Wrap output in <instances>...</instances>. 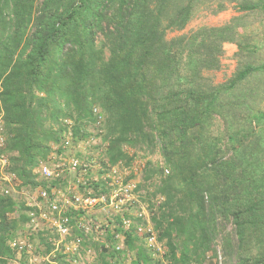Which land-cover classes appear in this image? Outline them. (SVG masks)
<instances>
[{
  "label": "trees",
  "instance_id": "obj_1",
  "mask_svg": "<svg viewBox=\"0 0 264 264\" xmlns=\"http://www.w3.org/2000/svg\"><path fill=\"white\" fill-rule=\"evenodd\" d=\"M226 1L238 17L168 38L196 19L198 6L208 3L206 10L217 15L229 6ZM227 43L237 46L239 56L253 58L229 85L201 93L198 79L220 67ZM262 104L264 0H0V117L10 171L25 185L47 188L35 170L50 142L66 138L65 119L73 121L76 141L88 137L86 120L105 116L112 165L125 157L124 144L153 130L170 141L164 152L177 141L191 144L178 160L166 155L172 175L160 188V217L152 218L159 241L169 239L173 264H192L220 232L229 264H264ZM221 119L226 133L218 139H227L229 147L208 136L202 142L210 120L215 125ZM29 211L26 202L0 195V264L16 258L11 244L30 223ZM15 213L18 219L11 217ZM76 214H69L73 225ZM121 232L129 249L141 240L132 230ZM43 235L39 243L48 239ZM28 252L24 247L22 264ZM138 256L133 264L148 263L145 252Z\"/></svg>",
  "mask_w": 264,
  "mask_h": 264
},
{
  "label": "rangeland",
  "instance_id": "obj_2",
  "mask_svg": "<svg viewBox=\"0 0 264 264\" xmlns=\"http://www.w3.org/2000/svg\"><path fill=\"white\" fill-rule=\"evenodd\" d=\"M225 3L229 4L228 1ZM212 4H214L212 8L217 10V1H213ZM206 6L208 3L205 6H198L194 13L197 15L196 19L184 31L171 33L168 38L187 34L199 27H221L240 15L232 3L217 15H213V10H206ZM248 19L254 21L253 18ZM248 57L253 58L239 56L238 48L234 44H224L220 67L202 72V77L197 81L198 90L201 93H210L215 92L218 87L229 85L243 63L248 62ZM259 82L260 80L252 81V85ZM261 107H264V104ZM96 113L98 117L99 113L101 115L99 107ZM104 117L99 118L96 123L85 121L88 137L74 141V147L67 152L69 157L66 159L69 162L76 157L80 162V168L73 171L67 164L56 186H52L62 194L59 198L63 196L69 198L76 194L84 200H89V203L82 204L84 210L80 215H74L75 225L65 242L55 231L43 230L49 225L45 221L34 225L29 223L23 230H18L16 240L11 246L15 248L13 244L20 243L23 247L29 248L26 264H103V261L133 264L139 260V252L148 255L147 264H173L169 239L164 238L159 241L160 231L155 229L152 218L160 217L159 210L164 202L160 188L172 175V167L168 164L166 155L170 153L175 160H178L182 158L183 148L193 146L177 141L173 147H169L167 152H164L163 149L170 141L162 139L161 129L153 130L145 138L139 140L132 138V143L124 144L121 149L125 157L112 165L108 157L110 138L106 139L107 129L103 128ZM61 121L67 127L66 136L70 134L73 136V121L69 119ZM225 122L221 119L215 121L216 124L213 125L210 120V126L205 128L201 141L203 142L204 137L208 136L206 139L209 142L218 144L221 148L229 147L227 139L224 141L218 139L223 132L226 133ZM6 139L3 120L0 117V195L10 196L18 205L31 202V199L36 198L39 187L32 188L31 185H25L16 173L10 171L12 167L10 154L6 152ZM171 140L174 141L176 138ZM49 145L51 150L41 162L43 165L58 160L62 153V142H50ZM199 151L201 150L198 149L197 152ZM39 168L40 165L35 170V175H38L37 182H46L43 176L37 173ZM111 201L115 203L113 206ZM18 216L19 213L11 215L16 219ZM123 229L125 232L132 230L133 235L137 234L141 239L135 241L134 249L126 246L125 235L121 232ZM231 229L232 226H229L226 232ZM39 233H44L43 236L48 237L45 243H39ZM31 236L34 238L31 239ZM175 236L176 234L173 233V240ZM223 236L224 234L220 232L212 242L211 249L202 254L199 252V255L193 257L192 264H229L222 252ZM182 239L177 241L179 245ZM46 242L52 245L50 251ZM28 244L31 246L29 247ZM22 259V251L19 250L10 264H22Z\"/></svg>",
  "mask_w": 264,
  "mask_h": 264
},
{
  "label": "built area",
  "instance_id": "obj_3",
  "mask_svg": "<svg viewBox=\"0 0 264 264\" xmlns=\"http://www.w3.org/2000/svg\"><path fill=\"white\" fill-rule=\"evenodd\" d=\"M73 147L74 139L70 134L66 136L61 145L62 153L59 159L51 163L48 162L46 165L40 164L37 173L43 176L46 182H48V186L47 188L39 187L36 198L33 200L31 199V202H26L27 207L31 209V211H29V216L31 218L30 223L34 225L39 224V222L44 223L45 221L47 225H50V228L48 225L46 229H41L55 231L57 235L63 239V242L68 240V236H70L73 228V220L69 214L75 212L77 215H80L84 210L82 204L89 203V200H84L83 197H79L76 194L69 198H65L64 196L63 198H59L62 194H59V192L52 187V183L57 182L61 175L64 174V168L67 164L73 171H77V169L80 168V162L76 157L70 159L69 162L66 160L69 157L67 156V152ZM114 204V201H111V205L113 206ZM117 206H119V204H117ZM13 245L18 251H23L25 247L20 243H14Z\"/></svg>",
  "mask_w": 264,
  "mask_h": 264
},
{
  "label": "clouds",
  "instance_id": "obj_4",
  "mask_svg": "<svg viewBox=\"0 0 264 264\" xmlns=\"http://www.w3.org/2000/svg\"><path fill=\"white\" fill-rule=\"evenodd\" d=\"M64 140H65V139H64ZM63 142H64V141H62V144H63ZM41 162H42V161H41ZM41 162H40V164H41Z\"/></svg>",
  "mask_w": 264,
  "mask_h": 264
}]
</instances>
